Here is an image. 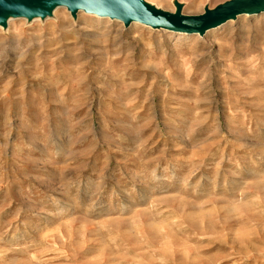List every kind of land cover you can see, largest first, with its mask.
Listing matches in <instances>:
<instances>
[{
	"label": "rangeland",
	"instance_id": "rangeland-1",
	"mask_svg": "<svg viewBox=\"0 0 264 264\" xmlns=\"http://www.w3.org/2000/svg\"><path fill=\"white\" fill-rule=\"evenodd\" d=\"M41 11L0 26V264H264V14Z\"/></svg>",
	"mask_w": 264,
	"mask_h": 264
},
{
	"label": "water",
	"instance_id": "water-1",
	"mask_svg": "<svg viewBox=\"0 0 264 264\" xmlns=\"http://www.w3.org/2000/svg\"><path fill=\"white\" fill-rule=\"evenodd\" d=\"M63 0H0V15L3 4L15 6L16 12H22L27 6L48 8L52 2ZM84 7L99 16L119 19L125 24L138 20L151 26L185 33H204L217 27L222 22L242 13H259L264 11V0H232L197 16H182L156 9L141 0H69L71 13Z\"/></svg>",
	"mask_w": 264,
	"mask_h": 264
},
{
	"label": "bare ground",
	"instance_id": "bare-ground-1",
	"mask_svg": "<svg viewBox=\"0 0 264 264\" xmlns=\"http://www.w3.org/2000/svg\"><path fill=\"white\" fill-rule=\"evenodd\" d=\"M141 1H146L147 2V0H141ZM68 4H69V0H63V1H61V2H52L51 3V6L50 7H48V8H42V7H40V6H33V5H29V6H27L26 7V9L24 10V11H22V12H16V10H15V6L14 5H10V4H6V3H4L3 4V11L1 12V15H0V26H2V25H7V24H10L11 22H13L14 20H21V19H31V20H37L36 18L37 17H39L40 15L39 14H41V10H43V11H45V10H48V9H50V10H52V12L53 11H55L56 10V8H58V7H65V8H68ZM40 9V10H39ZM77 10H85L86 11V9L84 8V7H81V8H79V9H77ZM90 12H92V11H90ZM94 13V12H93ZM94 14H96V13H94ZM253 14H264V11H262V12H259V13H242V14H238V15H236L235 17H233V18H230V19H228V20H226V21H224V22H222L221 24H224V23H226L227 21H231L232 19H234V18H236L237 16H239V15H244V16H251V15H253ZM25 16V17H23V16ZM182 16H184V15H182ZM103 17H107V16H103ZM110 18V17H109ZM113 19V18H112ZM117 20H119V19H117ZM121 21V20H120ZM15 22V21H14ZM132 24H135V25H141V26H146V27H148V28H162V27H155V26H151L150 24H147V23H144V22H141V21H138V20H133V21H130ZM129 22V23H130ZM120 23H122V25H127V24H125L124 22H120ZM128 23V24H129ZM221 24H219V25H221ZM218 25V26H219ZM163 29H165V28H163ZM168 30V29H167ZM172 31V30H171ZM207 31V30H206ZM205 31V32H206ZM174 32H176V31H174ZM179 32V31H178ZM204 32V33H205ZM180 34H184L183 32H180ZM203 33H196L195 35L196 36H201Z\"/></svg>",
	"mask_w": 264,
	"mask_h": 264
}]
</instances>
